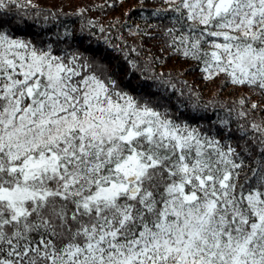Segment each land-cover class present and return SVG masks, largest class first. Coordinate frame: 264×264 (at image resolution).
<instances>
[{
    "label": "snow or ice",
    "instance_id": "1",
    "mask_svg": "<svg viewBox=\"0 0 264 264\" xmlns=\"http://www.w3.org/2000/svg\"><path fill=\"white\" fill-rule=\"evenodd\" d=\"M163 3L134 34L259 103L219 116L127 45L21 39L0 0V264H264V0Z\"/></svg>",
    "mask_w": 264,
    "mask_h": 264
},
{
    "label": "trees",
    "instance_id": "2",
    "mask_svg": "<svg viewBox=\"0 0 264 264\" xmlns=\"http://www.w3.org/2000/svg\"><path fill=\"white\" fill-rule=\"evenodd\" d=\"M19 3L24 7L13 9V12L24 13L22 18L29 24V27L22 28L21 39L45 46L50 43L54 48L59 43V48L63 49L67 47L63 42L65 34L74 33L78 38H85V46L91 44L93 48H103L105 39L127 45L125 53L136 49L130 55L140 65H148L149 75H166L179 81L177 88H185L191 96V103L208 106L211 113L219 116H223L224 109L233 106L242 97H251L245 108L260 102L258 97L251 96L245 89L226 85L222 78L214 81L202 79L191 62L165 50L161 40L134 34L148 24L163 23L159 18L148 15L163 12L167 8L163 0H19ZM100 28L104 29L103 33ZM157 35L158 32L152 31V36ZM135 75L139 77L141 73L136 72ZM135 82L133 79V84ZM236 108L239 110L238 104ZM253 115L256 119L260 118L259 113Z\"/></svg>",
    "mask_w": 264,
    "mask_h": 264
}]
</instances>
